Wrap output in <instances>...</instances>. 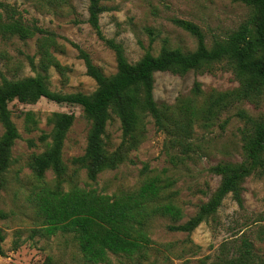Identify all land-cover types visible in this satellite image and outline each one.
<instances>
[{
	"label": "trees",
	"instance_id": "obj_1",
	"mask_svg": "<svg viewBox=\"0 0 264 264\" xmlns=\"http://www.w3.org/2000/svg\"><path fill=\"white\" fill-rule=\"evenodd\" d=\"M56 7L70 6L71 0H45ZM113 0H88V22L98 37L115 52L117 71L107 75L92 60L89 53L79 49L87 73L97 82L92 93H62L49 86V69L60 67L54 50L60 46L54 31L40 26L36 21L27 22L13 6L0 0V33L22 40L37 38L41 55L39 70L34 76L19 79L2 77L0 81V123L4 129L0 137V188L8 185V174L16 162L13 149L21 138L9 104L18 100L35 104L41 98L58 103L82 107L91 122L87 146L82 155L71 159L74 168L86 169L95 181L107 171L130 161V153L137 150L147 137L148 125L153 123L158 131L167 135L165 148L173 166L185 164L202 147L195 138V128L208 130L221 121L222 115L239 106L236 116L244 122L241 131L245 158L242 161H221L210 167V172L221 178L210 198L185 223L172 224L169 229L191 234L199 225L216 215L225 198H232L244 206V182L253 174H264V113L254 116L240 107L244 102H264V0H230L243 4L248 15L237 29L225 37L214 39L211 46L200 26L183 19L174 23L197 39V47L185 51L172 47L167 39L158 54L151 46L144 55L132 62L122 43L104 34L101 16L110 10ZM152 42L157 38L153 28H146ZM226 62L232 67L239 85L227 90H205L195 81L190 92L181 95L174 103L159 102L155 97L156 73L186 74L190 71H211L215 63ZM28 132L37 128L40 120L33 111H24ZM117 117L121 129V142L109 150L107 127ZM52 127L43 132L39 140L45 145L42 153L28 162L37 180L35 190L28 197L36 211L40 227L36 232L51 237L71 235L77 244L81 264H100L109 255L144 258L152 244L151 223L155 217H169L178 222L184 217L183 209L176 202L177 193L172 189L175 180L166 175L167 170L153 173L145 166L140 183L119 192L101 194L96 189L73 184L69 166L63 155L67 135L74 124L73 113L53 112L48 116ZM227 117L220 123L222 127ZM35 146L33 139L28 140ZM55 174V184L46 181V173ZM67 184L68 188H66ZM4 216V214H2ZM6 239L0 227V255H5ZM18 240L16 246H18ZM236 256L220 257L217 264H255L252 245L248 240ZM202 264L207 262L202 261Z\"/></svg>",
	"mask_w": 264,
	"mask_h": 264
},
{
	"label": "rangeland",
	"instance_id": "obj_2",
	"mask_svg": "<svg viewBox=\"0 0 264 264\" xmlns=\"http://www.w3.org/2000/svg\"><path fill=\"white\" fill-rule=\"evenodd\" d=\"M1 1L13 6L27 22L36 21L58 36L60 46L54 50V55L60 67L51 66L48 72L52 90L87 94L96 90L97 82L88 75L79 49L89 53L105 74L117 71L115 52L98 37L88 22V0H71L73 8L56 7L45 0ZM107 5L110 10L101 16L103 32L108 38L123 44L132 62L140 59L149 46L154 54H158L165 39L172 47L185 51L196 49V37L176 25L173 19L196 23L211 46L214 39L225 37L237 29L248 15V9L243 4L230 0H113ZM0 14L4 18L8 15L2 8ZM146 28L156 31L155 41L152 42ZM40 60L37 38L22 40L0 33V81L4 76L19 79L36 75ZM195 81H199L207 91L233 89L239 85L232 67L220 62L215 63L211 71H190L183 75L156 73L155 97L159 102L174 103L179 96L190 92ZM9 107L21 138L12 151L16 162L8 174L9 183L0 188V227L6 234L3 243L5 255H0V264L84 262L71 235L60 233L45 237L36 232L40 221L28 201L38 184L28 162L34 154L45 150L39 137L43 132L51 131L47 119L53 112L75 115L63 150L73 184L113 195L137 186L145 166L153 173L167 170L166 175L175 180L172 189L177 193L176 202L183 209L184 217L178 222L164 216L153 219L150 228L152 244L146 257L111 253L109 259L100 264H202V261L217 264L220 257L236 256L244 240L252 245L255 264H264V174H253L244 182L243 207L229 194L216 215L191 234L169 229L172 224H182L190 219L218 187L221 178L210 172L211 166L224 160L237 162L245 158L241 137L244 122L235 115L239 106L224 113L221 121L208 130L195 128L196 141L202 148L192 154L185 164L173 166L169 162L165 148L168 137L151 122L146 139L129 154L130 161L101 173L95 181L88 177L86 169L78 170L71 164L73 157L84 153L91 126L81 106L43 97L35 104L15 100ZM240 107L254 116L264 113V102H244ZM24 111L35 112L40 120L38 127L31 132L26 130ZM227 117L229 121L222 127L220 123ZM3 131L0 123V137ZM30 139L35 141V146L29 145ZM107 142L109 150H114L121 142L120 123L116 116L107 127ZM55 180V174L48 171L46 181L54 185ZM65 186L68 188L67 184Z\"/></svg>",
	"mask_w": 264,
	"mask_h": 264
}]
</instances>
